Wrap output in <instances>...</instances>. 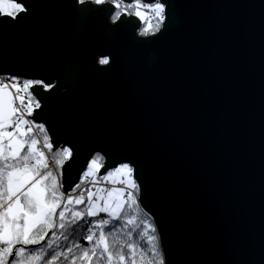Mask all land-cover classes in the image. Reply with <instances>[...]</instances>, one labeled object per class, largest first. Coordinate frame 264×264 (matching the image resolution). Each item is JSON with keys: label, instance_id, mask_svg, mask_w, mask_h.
<instances>
[{"label": "water", "instance_id": "water-1", "mask_svg": "<svg viewBox=\"0 0 264 264\" xmlns=\"http://www.w3.org/2000/svg\"><path fill=\"white\" fill-rule=\"evenodd\" d=\"M168 3L141 36L109 5L23 0L0 74L51 85L34 117L73 150L65 189L97 153L135 167L165 264H264V0Z\"/></svg>", "mask_w": 264, "mask_h": 264}, {"label": "snow or ice", "instance_id": "snow-or-ice-1", "mask_svg": "<svg viewBox=\"0 0 264 264\" xmlns=\"http://www.w3.org/2000/svg\"><path fill=\"white\" fill-rule=\"evenodd\" d=\"M78 3L109 5L113 23L132 22L124 17L144 21L141 35L164 26L169 5L168 0ZM26 10L23 0H0L5 17L19 20ZM99 63L107 65L109 59ZM50 88L42 80L0 78V264H164L155 224L133 214L139 208L140 185L131 163L106 164L96 154L83 165L78 182L64 188V165L73 150H54L44 125L34 117L41 89ZM117 175L123 187L101 186L117 183L111 180Z\"/></svg>", "mask_w": 264, "mask_h": 264}, {"label": "trees", "instance_id": "trees-1", "mask_svg": "<svg viewBox=\"0 0 264 264\" xmlns=\"http://www.w3.org/2000/svg\"><path fill=\"white\" fill-rule=\"evenodd\" d=\"M8 2H16V0H8ZM45 127V126H44ZM46 129V128H45ZM47 130V129H46ZM48 132V131H47ZM48 136H49V138H50V135H49V133H48ZM56 150V149H55ZM97 154H100V153H97ZM96 155V154H95ZM95 155L93 156V158L95 157ZM101 155V154H100ZM102 156V155H101ZM104 162V161H103ZM80 207H83L82 205L80 206ZM133 214H135V215H138L140 218H143V217H145V216H147V217H149L150 218V220L154 223V221H153V219L151 218V216L147 213V212H145L144 210H143V208L139 205V208L136 210V212L135 213H133ZM102 216H104L105 214H101ZM90 219H95V218H90ZM155 224V223H154ZM157 236H158V249H159V251L161 252V255H162V257H163V259H164V264H165V258H164V252H163V247H162V243H161V239H160V236H159V233H158V230H157ZM80 243H82V244H85L86 245V242H84V241H79ZM61 243H63V241L61 242ZM30 248H36V247H39V246H29Z\"/></svg>", "mask_w": 264, "mask_h": 264}, {"label": "rangeland", "instance_id": "rangeland-1", "mask_svg": "<svg viewBox=\"0 0 264 264\" xmlns=\"http://www.w3.org/2000/svg\"><path fill=\"white\" fill-rule=\"evenodd\" d=\"M110 20H111V22H112V19H111V16H110ZM142 22V24H141V27L138 29V35H141V31L145 28V27H147V25L144 23V21H141ZM113 23V22H112ZM151 23L152 24H155V21H151ZM161 29V28H160ZM159 29V30H160ZM158 31H156L154 28L153 29H150V32H149V34H147V35H144V36H148V35H153V34H155V33H157ZM143 36V35H142ZM102 59V58H101ZM19 79H21V78H19ZM25 80V79H24ZM48 156L50 157L49 158V162H50V164H51V162H52V164H51V166L53 167V169H55V164H54V162L53 161H51V153H49L48 154ZM113 178H116L117 180H119V178H120V176L119 175H117V176H114ZM164 258H165V256H164Z\"/></svg>", "mask_w": 264, "mask_h": 264}, {"label": "built area", "instance_id": "built-area-1", "mask_svg": "<svg viewBox=\"0 0 264 264\" xmlns=\"http://www.w3.org/2000/svg\"><path fill=\"white\" fill-rule=\"evenodd\" d=\"M0 78H5V76H2L1 74H0ZM21 80H24V79H21ZM29 119H33L32 117H28ZM50 158V157H49ZM51 161H52V159H51ZM51 164H52V162H51ZM121 179V177L119 178V180ZM111 180H114V181H117V183H115V184H113V183H108V182H105L103 185H101V186H103V187H105V188H113V187H117V188H119V187H123V185H121V184H119L118 183V181L119 180H117L116 178H111ZM138 204L140 205V192H139V194H138ZM141 206V205H140Z\"/></svg>", "mask_w": 264, "mask_h": 264}, {"label": "bare ground", "instance_id": "bare-ground-1", "mask_svg": "<svg viewBox=\"0 0 264 264\" xmlns=\"http://www.w3.org/2000/svg\"><path fill=\"white\" fill-rule=\"evenodd\" d=\"M101 59V58H100ZM152 218V217H151ZM153 219V218H152ZM153 221H154V219H153ZM154 223H155V221H154ZM155 226H156V228H157V225H156V223H155ZM157 230H158V228H157ZM159 233V232H158Z\"/></svg>", "mask_w": 264, "mask_h": 264}, {"label": "flooded vegetation", "instance_id": "flooded-vegetation-1", "mask_svg": "<svg viewBox=\"0 0 264 264\" xmlns=\"http://www.w3.org/2000/svg\"><path fill=\"white\" fill-rule=\"evenodd\" d=\"M140 22H141V21H140ZM141 24H142V22H141ZM141 24H140V27H141ZM140 27H139V28H140ZM139 28H138V29H139ZM138 29H137V32H138ZM138 33H139V32H138ZM141 36H142V35H141ZM143 36H144V35H143Z\"/></svg>", "mask_w": 264, "mask_h": 264}]
</instances>
